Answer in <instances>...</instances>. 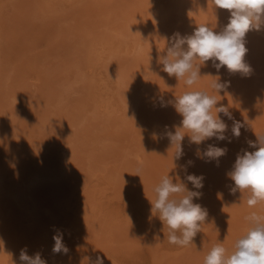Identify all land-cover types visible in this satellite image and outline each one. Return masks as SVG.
Masks as SVG:
<instances>
[{"label": "rangeland", "instance_id": "obj_1", "mask_svg": "<svg viewBox=\"0 0 264 264\" xmlns=\"http://www.w3.org/2000/svg\"><path fill=\"white\" fill-rule=\"evenodd\" d=\"M229 16L214 0H0V264H24L21 250L47 264L97 255L104 264H204L218 243L226 255L235 250L252 227L245 217L264 219V200L249 207V193L232 194L227 175L242 150H254L247 141L264 135V27L246 33L248 75L196 60L201 77L189 87L157 62L175 33L218 32ZM216 77L230 81L217 106L245 125L241 135L218 114L231 143L185 136L177 161L165 126L174 131L182 117L160 98L216 95ZM208 144L227 152L206 162L197 148ZM175 165L203 176L204 187ZM178 171L208 213L185 247L170 244L150 213L154 187ZM58 232L67 255L52 251Z\"/></svg>", "mask_w": 264, "mask_h": 264}, {"label": "clouds", "instance_id": "obj_2", "mask_svg": "<svg viewBox=\"0 0 264 264\" xmlns=\"http://www.w3.org/2000/svg\"><path fill=\"white\" fill-rule=\"evenodd\" d=\"M217 8L228 10V23L220 31H213L206 25L197 26L190 35L181 36L175 33L169 38V46L164 55L158 57L163 72L174 76L177 80H184L187 86L194 85L201 77L200 66L196 60L204 65L212 61V66L219 70L226 66L230 73L250 74L251 68L245 63L244 57L248 51L245 47V36L250 30H260L264 27V0H214ZM218 61V63H217ZM213 80L211 87L216 95H209L204 91H186L179 97L169 101L160 98L161 107L171 104L182 117L180 125L172 126L174 131L165 126V135L171 145L176 147L175 159L184 156L182 141L188 136L190 144L201 145L203 142L215 138L218 141L231 143L226 136L228 124L218 114H223L232 123V136L238 138L241 128L245 125L235 120L229 107L218 102L219 93L225 92L230 81H221L219 77ZM248 146L253 151L242 150L237 155L233 170L227 175L234 186L230 192H248L247 204L255 206L264 200V135H256V140H248ZM227 152L226 147L208 144L204 149L197 148V156L208 161H218ZM192 164V161H188ZM185 172V179L194 189L204 187L203 176L187 173L186 165H175ZM175 180V182H174ZM190 190L179 178V171L175 177L164 176L154 187L155 200L151 204L150 213L159 218L167 226V239L170 244L185 247L193 243L194 237L200 231V225L208 215L207 210L194 199L202 196L201 191ZM178 197V198H174ZM155 214V215H154ZM252 227L245 235L235 242V250L226 255L222 242L211 248L204 259V264H264V219L256 213L245 217ZM53 253L67 255L69 249L63 243V234L58 232L53 236ZM89 264H104V256L97 255L93 260L87 257ZM20 261L24 264H47L40 253L34 257L21 250Z\"/></svg>", "mask_w": 264, "mask_h": 264}]
</instances>
